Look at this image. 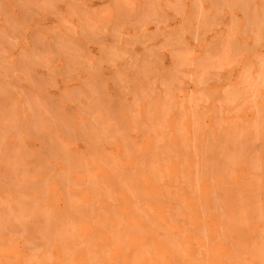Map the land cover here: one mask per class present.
<instances>
[{
	"label": "rangeland",
	"instance_id": "rangeland-1",
	"mask_svg": "<svg viewBox=\"0 0 264 264\" xmlns=\"http://www.w3.org/2000/svg\"><path fill=\"white\" fill-rule=\"evenodd\" d=\"M261 6H264V0H0V160L3 162L5 161V163L0 162V176L3 175V177H0V187L2 186L6 188L5 190L4 188H0V196L3 201L4 199L6 201L9 200L5 203V208L3 204L4 202L2 203V199L0 198L1 207L4 209L3 211L0 207V214L2 212L5 214L6 212L7 215L9 214V209L13 208L15 211L12 209L10 215L14 214L15 216L17 214L15 217L12 215L15 219L20 215V212L25 215V212L16 209L18 208L17 204H15L13 201L14 199H12L13 197L15 198L18 196L20 192H22L21 190H23L21 195L24 193L26 197L23 195V199L20 198L24 203H22V201H19V203V198H17L18 205L22 206L21 204H26L25 201L29 203V200L24 199L28 198L29 195V198H31L30 200L32 201V203L30 202V204H28L30 207L28 208L26 204L27 207L22 206V208H28L26 213H29V210L31 213L32 209L33 211L39 209L35 213H39L40 215L35 216L36 214L32 212L31 214L34 213V215H32L31 218V214H29L30 220L32 221H34L36 217V223L29 221V218L27 220L25 219L27 223L25 220V222L22 221L23 224L20 225H24L25 223L26 227L23 226V229L26 231H22V227L17 225L18 221L21 223L22 214L20 215L21 218L18 217V221H12V223L9 221V218H7L9 222H6V218V220L3 219V222L0 220L1 224L5 222L2 224L3 228H5V224L7 226L6 230H1L2 232L0 234H3L4 237H7L6 234H10V236H12H8L10 239L8 237L4 239L3 235L2 237L0 236V239H3L4 241L6 240L5 242H7L5 243L3 241L1 243H4V246L8 247V249H6V247L3 248L4 246L0 243V255H5V253H7L5 256H11L13 254L12 259H10L11 257H6L5 259L4 255L0 256L2 257L0 258V264H4L5 261L7 263L11 261L9 264H12L17 260L16 258L19 260L21 258L18 264H25V262L28 261L29 256L30 261L27 263L32 264L33 260L31 257L35 259L39 256V252L42 256L41 252L45 250L46 247L47 249L44 251V255L46 253V256H48L51 253L50 251L53 250L52 253H54L52 256L55 258L57 257V250H54V244L61 247L58 248L59 252H64L66 249L70 251L72 249L70 253L73 252L74 255L78 253L76 254L77 259L83 254L84 249L86 251L87 248L91 247L89 244H91L92 247L94 245L92 249H89L90 251H88V249L86 251V253L90 252L92 255H89L92 257L93 254L96 253L95 251L97 249L96 248L94 250V248L100 246L98 244L100 243L99 239L96 236L99 233V229L97 228H105L104 226L107 225L106 228L108 227L109 229V226H111L110 229H113L116 227H124L123 225L129 223L134 224L135 228H141L144 225H148L151 218L150 214L152 212L151 210H148V215L146 214V211L144 212L143 210H147L145 208L146 205L147 208L150 209L149 203L151 197L153 196H151L150 193L144 194L143 190L145 192H149L148 187L149 181L151 180L152 183L154 181V183L156 182L155 185L159 186L161 184V180L168 179L170 177V173L172 171L167 173V170L169 171V169H171V166L173 165L171 162L174 163L173 157L175 161L178 159L175 164L178 162L179 166L181 165L180 171L182 172V170L185 169H182L183 163L190 160L196 162V166H199L197 169L203 168L206 170V168H204L205 164L201 165L202 162L205 161L204 163H206V160L208 162L210 160L211 162L214 158V161H212L214 165L212 162V165L209 164L210 162L208 163L213 168L217 165L216 161L219 158L217 155L218 151H221L222 153L219 154L220 158L222 155L223 158L230 156L229 153H232V151L234 152L235 149L234 155L235 153L237 155L240 153L237 149L243 151L241 152L243 156H245L243 154L244 151H247L245 154L248 152L251 154L256 153L257 156H263V158H259V160L261 159L260 161L258 159L254 160L258 158L254 155L256 158L252 156L250 159H253L254 157L253 161L251 160V162L249 161V164L246 163L244 165L243 163L245 160H242L243 157L240 156L241 158H239V155H236L239 160L243 161V165H241L240 161L236 162V159L238 158H233L235 156L231 154L233 159L230 158L231 156L227 159L230 158L232 162L228 163L226 167V163L222 164L228 171L230 170V166H235L237 168L236 174L230 171L235 174L233 182L229 180L232 179V177H228L229 179L226 178V174L229 175V172L225 173L227 170L224 172L225 174L222 172V176H219L221 172L219 169L216 170L217 166H215L212 170L207 163L206 167L211 168H207L208 173L199 169L200 173H205L206 177H203V174L200 175L199 171L196 172L197 174L194 173L196 176L193 175V177H196L195 179H197V175L199 173L201 176V179L199 178L200 176H198L199 180H207L206 178H211L209 179L211 183H215L220 180V184L222 181L221 179L225 177L226 180L228 179V181H226L223 178L224 182L226 181V183H223L224 185L226 184V188L229 186L232 187V185L236 186L233 189L228 188L229 191L231 189L230 193L232 192L235 194L237 189L241 191H236V193L241 194L242 190L246 189L242 193L243 198H246V195L250 196L249 194H252L251 190L254 186L255 188L258 186L256 192L254 190L255 188L253 189V192L256 193H253L255 196L260 195L261 192L264 193L259 189L261 187L259 186L260 184H262L263 187L261 188L264 189V176H262L261 179V175H264V168H260L261 170H257L255 168L257 164L264 165V110L261 111L263 116L258 110L261 109L259 108L261 104L262 106L264 104V95H261L264 92V66L262 65L264 62V14L260 15L264 11H261ZM257 12L260 17L263 16V18H261L262 22H259L260 19L258 18L259 16L257 15ZM254 14H256L257 17L254 16ZM257 18L259 20H257ZM256 36L258 39L262 38L260 39L261 41L259 40L260 43L257 42L258 39L255 40ZM253 40L258 44L256 45ZM251 43L255 44V48ZM258 62L261 63L259 64ZM253 67L257 69H254ZM261 67H263L262 71ZM245 68L248 69L245 70ZM250 68L251 70L249 72ZM244 70H248V72L245 73ZM255 70L263 73L260 72L261 74H258ZM242 71H244L243 73L248 76V79L244 75L243 80H241L243 76H240ZM245 78L249 80V82L252 81L250 79L253 78V81L255 79L254 85L252 81V86L247 85V83L246 86L245 83H243V81H247ZM256 86L257 88H255ZM253 89L258 90L254 91ZM232 92L235 94L233 95ZM227 93L232 94L231 96L233 98L229 97L230 99L227 100ZM253 97L256 101H254ZM252 98L254 103L256 102V108V104H258L257 113L256 108H254V106L252 108ZM248 100L251 101L249 102ZM247 101L248 104H246ZM246 105L251 106V108H247ZM239 106L241 107L238 108ZM262 109L264 108L262 107ZM258 113H260L261 117H258L260 116ZM255 115H257V117ZM257 121L260 122V125L263 124V128H258V126H256V128L254 127L258 124ZM252 124H254V126ZM229 127L231 130H229ZM110 129L111 132L108 131ZM240 131L241 135H238V132L240 134ZM240 136L241 138H238ZM225 137L229 138L230 140H228L230 142L226 140L224 141L223 139ZM213 138H215V140H213ZM220 140H222L221 143ZM232 140L237 141L232 142ZM196 146L199 147V150H197ZM227 146L229 149L226 150L225 148H228ZM211 149L212 152L210 153H213V155L210 156L212 157L207 155V152ZM193 150L196 151L195 155H193ZM15 151L17 152V155H15ZM174 153H176V156ZM249 153L248 155H251ZM188 155H191V159L188 158ZM194 156H197V159L194 158ZM16 157L18 158L16 159ZM180 157L181 159H179ZM182 157H186L188 159ZM205 157L207 158L206 160ZM248 157H245L246 160ZM223 158L221 161L224 162L225 159L223 160ZM165 159H168L166 161L169 162H164ZM182 159L183 161H181ZM203 159L204 161H202ZM233 160L235 161L233 162ZM7 161L13 163L14 167L19 165L20 167L17 166L18 169L24 171H28L30 169L32 170L34 167L37 168L36 165H39V167H41L40 165H43V168H39L41 173H39V169L38 171L36 170V172L34 169V172H30L32 175L30 173L24 175L23 172L22 177L25 176V178H23L25 179L23 182L21 176L20 178L19 176H15V174L18 173L16 172L17 169H15L16 173H13L14 167L12 169L13 172H11V169H7L11 173H8L7 170L5 173V169L10 166V164L7 166ZM95 163L97 164L94 165ZM218 163L222 162L219 161ZM165 164L167 165L166 167L169 168L166 169ZM253 164H255V166H253ZM13 165L11 164V166ZM147 165L150 167H147ZM222 165L220 167L221 171L224 169ZM95 167L99 168H96V170ZM259 167L260 166H257V168ZM152 168H154V174L151 173L153 172ZM239 168L241 170L243 169V172H245L246 175H243V172ZM253 168L256 169L255 172ZM2 170L4 172H2ZM79 170L81 172H79ZM163 170V173L165 174L162 173ZM186 170H184L185 173L182 174L183 176L188 175V171ZM248 170L249 174L251 173V176L248 175ZM99 171H101L100 174ZM213 171L215 173H217V171L220 172V174H217V179L215 178L216 175L214 176L215 173ZM82 172L84 176L81 175ZM96 172L98 174H95ZM189 172V174L192 175L191 171ZM20 173L21 172L17 175H20ZM103 173H105L108 177L110 176V179ZM66 174L68 175L66 176ZM210 174L213 175V177H211ZM254 174L255 178L260 176L261 180L259 181L257 179L259 181V184L257 185L258 181L255 179L254 183H252V187L251 184L248 187L247 185L249 184H246V181L249 180L248 183H251V179H253ZM46 175H49L48 177L51 178H53V176L55 177L52 180L48 179ZM34 176L38 179H35L36 181L33 180L35 185L41 186L40 184H43L44 187L46 185L45 191L43 190L45 189L43 187V191L40 190V192H38L39 187L35 189L34 185V187L30 185L33 183V181L30 183V180H32L31 178H35ZM42 176H45V178ZM80 176H82V179L79 178ZM154 176H156L155 178L157 180L154 179ZM243 176H246L248 179ZM5 177L9 179L12 178L13 180L18 178V185L21 181L25 183L26 180L30 179L28 181L30 184L26 181V188L23 183L20 185L21 188L16 185L14 188L13 184L16 182L14 181L13 184L11 182L10 186V182L8 183L9 179H6ZM67 177H70L69 180ZM96 177L98 181H96ZM105 177L107 179H105ZM112 177L114 181L111 180ZM141 177L144 179L143 183H145L143 186L142 183L141 185L139 183L140 181H143ZM186 177L187 176H185V178ZM158 178L161 179L159 182H157ZM39 179L41 180V183L37 184L36 182L39 183ZM88 179H94L95 184L93 181L92 186L91 180L89 181ZM103 179L104 181L106 180V184ZM108 179L110 183H108ZM63 180L65 182L66 180L70 181L67 182L68 186L67 184H63ZM145 180L147 182H145ZM115 181H117V183ZM236 181H238V183ZM239 181L243 182L242 185ZM244 181L245 185H243ZM4 182H7V184ZM125 182L127 185L130 184L132 187L129 185L131 187L130 188L126 185L127 189L124 188V185L126 184ZM231 182L233 184H230ZM86 183L88 185H86ZM111 183L112 185L110 186ZM215 184L217 187V183ZM238 184H240V186ZM54 186L56 187L54 188ZM122 186L126 189V192L124 193L125 196L122 195L124 189H121L122 192L120 190V187ZM141 186L143 189L139 190ZM220 186L221 185L217 187L219 190ZM242 186L243 189L241 188ZM84 187H86L88 191L87 189H84ZM92 187H94V190H91ZM99 187L100 190H105L106 192L104 191V193L103 191H99L100 194L96 192ZM110 187H113L114 189L112 188V190L115 191L118 189L122 194L118 193V191L116 192L117 194L115 197V193ZM134 187L137 188V191L133 190ZM247 188H251V193L248 189L249 194H247ZM14 189H17L16 191L19 193H17ZM80 189L83 190L81 191ZM216 189H214V191ZM64 190H68V195H65L66 192H64ZM129 190L133 194L135 191L136 193L132 196ZM258 190H260L259 194H257ZM49 191H51L50 194ZM92 191L95 192L91 193ZM163 191L166 193L164 188ZM214 191L212 188V193L215 194V196H212L213 200L215 197L217 198ZM6 192L11 193L10 195L13 194V196L10 197L9 195L7 199L6 194L9 193ZM43 192L45 194L47 193V195H42ZM216 192L219 193L218 190H216ZM93 194L95 195L93 196ZM136 194L138 195L137 199L135 196ZM21 195L18 197H21ZM32 195H35L33 196L35 198L39 197L37 200L39 202H35L37 198L33 199ZM70 195L71 198L73 195V198L75 199L72 198V201H70L71 199L67 198V200L70 199L69 203L71 202L73 204V202H78L79 204L74 203L72 205L70 203L72 207H69L70 204L67 203V200H65V202L64 199H66V196ZM74 195L77 196L74 197ZM144 195L151 197L147 199ZM254 195L251 196H253L254 199H259L260 196H256L255 198ZM262 195L260 199L257 200H262V202L260 201L259 206L262 204L264 205V196ZM85 196L87 198H85ZM218 196L220 197V195ZM242 196L238 195L235 197L238 199V197ZM40 197L42 199L44 198L45 202L48 199L47 202L43 203L44 200H41ZM48 197L51 198L49 199ZM82 197L85 200V203L83 202L84 200H82ZM106 198H108L107 201ZM126 198H128V201H126ZM129 198L133 199L134 202ZM142 198L147 202L145 203ZM216 198L215 200H217ZM252 198L250 200H252ZM97 199L99 201H97ZM254 199L252 201L253 203H256L257 201L255 200V202ZM40 200L43 202H40ZM80 200H82V206L85 204L86 207L89 206V203H93L95 201L98 205L101 204V208L103 210H97L101 208L100 206L98 207L95 202L93 205H96L97 208L90 205L92 207H88V209H86L88 210L87 212L86 210H80ZM139 200L141 201V204L139 203ZM243 200H245L246 203L247 199H242L241 202ZM105 201L107 204L108 202L110 204H102L103 202L105 203ZM34 202L38 205H34ZM48 202L52 205H49L50 209ZM248 202L249 204L251 203V201ZM65 203H67L68 206ZM126 203L128 204L127 208L131 206L129 210L125 208L127 206ZM142 203L145 205H143V208L145 209L142 208L143 210L141 212L139 209L141 208ZM32 204L36 207L31 206ZM113 204L121 207L116 208ZM59 205L62 207L61 210H59L61 208ZM134 205L139 206L135 208ZM42 206L44 207L40 210ZM107 206H109V208ZM111 206H113V208H110ZM232 206L233 205L230 203L229 207ZM250 206L253 207L252 204ZM51 207L58 210L54 211V208L52 209ZM122 207L126 209L125 210L123 208L125 213L123 210L122 213L120 212ZM254 207H256V205ZM44 208H46V210L48 208V212L50 211L49 218L46 214H44ZM92 208H94L95 211L97 210L94 215H92L94 212ZM114 208H116V210ZM112 209L114 210L115 216L114 213H109ZM136 210L140 211V214H145V216H141L140 214L138 215L139 212ZM12 211L14 212L12 213ZM77 212L80 213L81 218H83V216L87 217H84L82 221L78 218L79 215ZM129 212L133 214L131 215L130 213L129 215ZM96 213L97 215H95ZM119 213L122 216V219L119 218ZM123 213L126 214L128 218H124ZM68 214L71 216V219L74 221L79 220L81 224L77 221L79 223L77 224V227L75 224L76 222H70L71 219L66 217ZM98 214L100 215L98 216ZM26 215L24 217H26ZM64 215L66 219L61 218ZM147 215L150 218L146 217ZM51 216L53 217L52 219L50 218ZM72 216L74 218H72ZM88 216L91 218L89 219ZM111 216H113V219ZM138 216L140 222L136 218ZM4 217L6 216L4 215ZM140 217L143 221H141ZM142 217H145V220H148L145 221ZM57 218L58 220L61 218L65 222L68 220V223L66 222L65 224L64 222L67 229H65L66 227L64 228L63 225V229L65 230L60 231V233H64L65 231V234H69L70 232L73 233L79 230L76 235L80 238L83 233V237L81 239L82 241H85V237L90 233L89 237L87 236L88 239L86 238L85 241L86 243L90 239V243L87 242L89 244H86L85 246V243L81 242L78 238H72L76 237V235L72 236V234H69L72 236H70L72 239L68 236V238H70L69 241V239H67L68 234L65 235L62 233L65 236L64 238L68 241L67 242L64 238L59 240L61 243L63 239L65 240V243L63 242L64 247L65 244H69V247H66L70 248L74 245L73 248H76L75 251L73 248L65 249L63 247V243L60 244L59 241H56V239L58 240V237L63 236L58 232L62 229L61 223L63 224V221L60 220L61 223L58 221L61 225L60 226L57 220L55 221ZM93 218H95L94 221L92 220ZM96 218L100 220V224L101 222H106V224H96L98 222ZM129 218L134 219V222H131L132 220H128ZM46 220H48L49 228ZM108 220H113L111 222L112 224H107L109 222ZM38 222L40 224H38ZM89 222L92 225H88ZM93 222H95L96 226ZM121 222L122 224H125L122 225L120 224ZM41 223L44 225L43 228L47 226L46 228H48V231L46 228H42ZM142 223L144 224L142 225ZM28 225L30 227H28ZM36 225H38V227ZM79 225L85 228L83 229L79 227ZM113 225L116 226L113 227ZM40 227L43 230L42 233H39L41 230ZM54 227H58L59 230L58 228H56L57 230L54 229ZM68 227L70 230L72 228L74 229L70 231ZM133 227L131 225L129 228ZM17 228H19V230H17ZM32 228H34V230H32ZM50 228L51 230L53 228L52 233L49 230ZM86 229L91 230L88 232ZM55 230L60 236L57 235L58 237L56 236V238L53 239L56 235H52L55 233L53 232ZM3 231L5 232L3 233ZM6 231H10L12 234L10 232L6 233ZM18 231L21 232V235ZM92 232L95 233L94 236H92L94 234ZM15 233L20 236H25L26 238H19L20 236L15 235ZM50 233L53 237L50 236ZM41 234L44 237L48 234L53 240V243L49 237L48 240H45V238L44 240L43 238L41 239ZM33 236L34 239H32ZM30 237L32 240H30ZM93 237L96 238L94 242ZM37 239L45 242V244L40 243L44 244V248L41 247L42 245H36L38 242ZM11 240L13 241L11 242ZM49 240L52 243V248H50L51 243L49 242L50 250L48 249L49 244H46ZM23 242H30L29 244L34 242V247L36 249L40 247V250H38L39 252L36 250V253L38 252V256L35 257L36 253L32 251H35V248L32 246L33 244L31 245L32 247H30V245L26 243L30 247L29 250V247L27 249V246L25 245V248L22 247ZM74 242L76 244H74ZM91 242H93V244ZM17 243L19 244L18 247L20 249L18 247L14 248V245L17 246ZM71 243L73 245H71ZM81 244L82 246H80ZM3 250H6V252ZM9 250H13L14 252H11V255H9ZM48 250L49 253L47 252ZM91 250L95 253H92ZM17 251L18 253L20 252L22 256H25L21 257L20 254H16L15 252ZM23 251L26 252V254ZM31 251L33 253H31ZM64 255H67V253ZM89 255L87 258L90 257ZM41 256H39V259L36 260H39L40 264L41 260H43L44 264V259L42 258L43 256ZM52 256L50 254L49 258H52ZM13 257H15L14 261H12ZM40 257L42 259H40ZM84 258L85 255L78 259H81L82 261L79 264L95 263L91 258H88L89 261L85 262L87 259L84 260ZM39 261L37 263L33 262V264H38Z\"/></svg>",
	"mask_w": 264,
	"mask_h": 264
},
{
	"label": "bare ground",
	"instance_id": "bare-ground-1",
	"mask_svg": "<svg viewBox=\"0 0 264 264\" xmlns=\"http://www.w3.org/2000/svg\"><path fill=\"white\" fill-rule=\"evenodd\" d=\"M260 1V0H259ZM260 5V4H259ZM264 7V6H263ZM262 6H261V11L263 12L264 10V8H263ZM246 11V10H245ZM264 14V12L262 13V14H260V15H263ZM257 15L259 16V13L257 12ZM254 16H256V14H254ZM257 17V16H256ZM259 19H260V21L259 22H262L261 21V18H263V16L262 17H258ZM257 18V20H259ZM256 20V21H257ZM263 24V23H262ZM253 38H255V37H253ZM258 38H257V36H256V39L255 40H257ZM260 39H262V38H260ZM260 39H258L257 40V42H259V40ZM254 41V40H253ZM261 41V40H260ZM257 42H255L254 41V43L257 45L258 43ZM254 43H251V44H253L254 45V48H255V44ZM260 43V42H259ZM264 43V42H263ZM257 50V49H256ZM242 52V51H241ZM257 52V51H256ZM259 56V55H258ZM259 63V62H258ZM261 63V62H260ZM259 63V64H260ZM263 66H264V62H263V64H262ZM253 66V65H252ZM260 66V65H259ZM255 67V66H254ZM253 67V68H254ZM249 68V67H248ZM248 68H245V70L246 69H248ZM262 68V69H261ZM260 69H261V71L263 70V67H261ZM254 69H257V68H254ZM244 70V71H245ZM250 70H251V68L249 69V72H250ZM244 71H242V74L240 75V76H242V79L241 80H243V78H244ZM256 72H257V70H255ZM259 71V70H258ZM260 71V72H261ZM246 72H248V70L247 71H245V73ZM255 72V73H256ZM260 72H257L258 74L260 73ZM261 73H263V72H261ZM260 73V74H261ZM245 77L248 79V76H246L245 75ZM245 78V80H247ZM250 78V77H249ZM250 80H252L253 81V78L252 79H250ZM248 81V82H247ZM247 81H243V83H245V85H246V83H247V85H251L252 84V81H250L249 82V80H247ZM254 82H255V79H254V81H253V85H254ZM248 83H250V84H248ZM242 84V83H241ZM243 85V84H242ZM246 85V86H247ZM252 86V85H251ZM250 86V87H251ZM246 88H248V87H246ZM252 88V87H251ZM251 88H250V90H251ZM255 88H257V86L255 87ZM243 89V88H242ZM226 90H228V89H226ZM254 91H257L256 89H253ZM244 91H245V89H244ZM228 92V91H227ZM241 92V91H240ZM262 92V91H261ZM260 92V93H261ZM236 93H237V91H236ZM242 93V92H241ZM240 93V94H241ZM244 93V92H243ZM254 93V92H253ZM228 95H227V100L228 99H230L232 96V94H233V92H232V94H230V93H227ZM235 94V93H234ZM233 94V95H234ZM245 94V93H244ZM239 95V94H238ZM253 95H255V94H253ZM261 95H264V92H263V94H261ZM230 97V98H229ZM258 97V96H257ZM256 97V98H257ZM260 97V96H259ZM233 98V97H232ZM235 98V97H234ZM254 98V97H253ZM253 98H252V101H253ZM261 98H262V96H261ZM250 99V98H249ZM232 100V99H231ZM259 100V99H258ZM171 101V100H170ZM190 101V100H189ZM246 101V100H245ZM249 101V100H248ZM248 101H247V103L246 104H248ZM251 101V100H250ZM249 101V102H250ZM251 101V103H252V108H253V106H254V108H256L255 107V103H254V101H256V99L254 98V101L252 102ZM189 103V102H188ZM253 103H254V105H253ZM262 103V102H261ZM226 104V103H225ZM229 104V103H228ZM250 104V103H249ZM260 104V103H259ZM231 105H232V103H231ZM251 105V104H250ZM247 106V105H246ZM256 106H257V108H258V104H256ZM261 106H262V104H261ZM259 107V108H261V109H258L259 110V112H261L262 110H264V109H262V107L264 108V104H263V106L262 107ZM232 107V106H231ZM241 106H239L238 108H240ZM251 108V106H247V108ZM237 108V109H238ZM257 108H256V113H257ZM231 110V109H230ZM239 110V109H238ZM251 110V109H250ZM129 111V110H128ZM200 111V110H199ZM246 111V110H245ZM131 112V111H130ZM254 112V111H253ZM246 113V112H245ZM259 115H260V113H258ZM257 114V115H258ZM134 115V114H133ZM251 115V114H250ZM257 115H255L256 117H257ZM261 115H262V112H261ZM261 115L260 116H258V117H261ZM264 115V114H263ZM262 115V116H263ZM32 117V116H31ZM30 117V118H31ZM196 117V116H195ZM251 117H253V116H251ZM255 117V118H256ZM193 118V117H192ZM232 118V117H231ZM234 118V117H233ZM254 118V119H255ZM133 119V118H132ZM232 120V119H231ZM263 121H264V118H263ZM235 122V121H234ZM233 122V123H234ZM258 122V121H257ZM256 122V123H257ZM106 123V122H105ZM193 123V122H192ZM260 122H258V124H259ZM39 124V123H38ZM107 124V123H106ZM258 124H256L255 126H254V124H252L255 128H256V126H258V128L259 127H261V128H263V126L262 125H258ZM31 126V125H30ZM232 127V126H231ZM236 127V126H235ZM28 128V127H27ZM225 129V128H224ZM233 129V128H232ZM235 129V128H234ZM102 130V129H101ZM228 130V129H227ZM226 130V131H227ZM229 130H231L230 129V127H229ZM108 131H110L111 132V129L110 130H108ZM225 131V132H226ZM237 131V130H236ZM260 131H261V129H260ZM195 132V131H194ZM224 132V131H223ZM228 132V131H227ZM226 132V133H227ZM262 132V131H261ZM225 133V134H226ZM121 135V134H120ZM197 135V134H196ZM222 135V134H221ZM227 135V134H226ZM232 135H233V133H232ZM238 135H241V131H240V134H239V132H238ZM228 136V135H227ZM243 137H244V135H243ZM245 137H246V135H245ZM263 137V136H262ZM222 138V137H221ZM231 138V137H230ZM238 138H241V136L240 137H238ZM229 138H227V137H225L223 140L225 141H229L228 140ZM213 140H215V138H213ZM245 140V139H244ZM234 140H232V142H233ZM237 141V140H236ZM236 141H234V142H236ZM113 142V141H112ZM214 142V141H213ZM222 142V140H220V143ZM230 142V141H229ZM220 143H218V144H220ZM224 143H226V142H224ZM224 145V144H223ZM240 145H241V143H240ZM117 146V145H116ZM233 146V145H232ZM209 147H210V145H209ZM219 147V146H218ZM228 147V146H227ZM196 148H197V150H199V147H197L196 146ZM196 148H195V150H196ZM204 148H206V147H204ZM212 148V147H211ZM190 149V148H189ZM201 149H202V147H201ZM219 149V148H218ZM226 150L227 149H229V147L228 148H225ZM235 149V148H234ZM195 150H193L194 152H193V155H195L196 154V151ZM206 150H209V149H206ZM232 150V149H231ZM236 150V149H235ZM235 150H234V152H235ZM241 150H243V149H241ZM147 151V150H146ZM190 151V150H189ZM202 151V150H201ZM237 151H239L240 153L238 154L239 155V158H241L240 156H242L243 157V159L242 160H245L244 161V165L246 164V163H250L251 162V160L253 161V159H254V155H256V153L255 154H251V153H249V154H251V155H248V153H246L245 154V152H247V151H244V155L245 156H243L242 155V153L241 152H243V151H240V150H238L237 149ZM162 152V151H161ZM199 152V151H198ZM207 152V151H206ZM205 152V153H206ZM210 152H212V149L210 150V151H208L207 152V155H213V153L211 154ZM217 152V151H216ZM223 152V151H222ZM224 152H225V150H224ZM228 152V151H227ZM231 152V151H230ZM234 152L232 151V153H229V155L231 156V154L233 155V156H235V157H233V158H238V157H236V153H235V155H234ZM146 153V152H145ZM203 153H204V149H203ZM208 153H210V154H208ZM221 153V151L219 152H217V155L219 156V158H220V154ZM238 153V152H237ZM175 154V156H176V153H174ZM181 154V153H180ZM222 154V153H221ZM224 154V153H223ZM227 154V153H226ZM15 155H17V152L15 151ZM179 155V154H178ZM177 155V156H178ZM200 155V154H199ZM237 155V156H238ZM173 156V155H172ZM189 157L188 158H190L191 159V155H188ZM198 156V155H197ZM197 156L195 157L194 156V158H196L197 159ZM202 156H204V155H202ZM209 156H207V157H209ZM227 156V155H226ZM230 156H228V157H230ZM249 156V157H248ZM252 156H254L253 157V159H250V158H252ZM257 156V155H256ZM2 157V156H1ZM26 157V156H25ZM179 157V156H178ZM187 157V156H186ZM186 157H182V158H185V159H188V158H186ZM210 157H212V156H210ZM214 157V156H213ZM228 157H225V158H223V155H222V157L220 158V160H219V158H218V160L216 161V163H217V165H215V166H217L216 167V170H218L219 169V171L221 172V174H220V172L219 171H217V173H215L214 171V176H215V178L217 179V177H218V173L220 174L219 176H222V172L224 173L227 169L225 168L226 166H227V164L228 163H230V162H232V160L230 159V158H232V156L229 158V159H227ZM245 157H248L247 158V160H246V158ZM258 158H256V159H254V160H259V158L261 157V156H257ZM18 157H16V159H17ZM202 158V157H201ZM222 158H223V160L225 159V161L223 162V161H221L222 160ZM232 158V159H233ZM239 158L238 159H236V162H238V161H240L241 162V165H243L242 164V162L243 161H241V160H239ZM261 158H263V156L261 157ZM108 159V158H107ZM177 159V158H176ZM179 159H181V157L179 158ZM185 159H184V161H185ZM189 159V160H190ZM193 159V158H192ZM207 158L205 157V160H206ZM209 159V158H208ZM210 159H212V158H210ZM6 160V159H5ZM166 160H168V159H165V161L164 162H166V163H168L169 161H166ZM170 160V159H169ZM171 160H172V158H171ZM194 160V159H193ZM261 160V159H260ZM259 160V161H260ZM264 160V159H263ZM151 161V160H150ZM173 161H174V163L173 162H171V164H173L172 166H171V169H169V171L167 170V173L168 172H171L170 173V177L168 178V176H167V178L168 179H164V180H161L160 178H158V181L157 182H159V180H161V186L159 185V186H156L155 184H156V182L154 183V181H153V183L151 182V181H149V192L148 191H144L143 190V193L145 194H147V193H150V195L151 196H153V197H151V199H150V203H149V208L150 209H148L147 208V205L145 206L143 203H142V206H141V208L139 209V210H141V212H142V210L143 209H147V210H143L144 212L146 211V214H148L147 212H148V210L150 211L151 210V212H149V213H151L150 214V217L147 215L146 217H149L150 218V220H149V222H148V225H144V226H142L141 228H135V225L134 224H132V223H129V224H125V223H123V224H125V225H123L122 224V222L120 223V224H122L124 227H116V228H113V229H110L111 228V226H109V229H108V227L106 228V226H104L105 228H97V229H99V233H98V235H96L97 237H98V239H99V242L100 243H98V242H96V243H98L99 245H97V246H99V247H95L94 248V250L96 249V253L95 252H93L92 250V253H95V254H93V256L92 257H94V258H92L89 254H91L90 252H87L86 253V251H87V249H88V251H90L89 249H92L93 247H94V245H93V247H92V245L91 244H89L90 242V239H89V241H87V242H89V243H85V241H86V238H87V236L89 237V234H87V236H86V234H85V241H82L81 239H82V237H83V233H82V236H81V233H80V238H78L77 237V235H76V233L79 231H77V232H73V233H69V234H72V236H75L76 235V237H72L71 235H69L68 233V235L67 234H65V231H64V233L63 234H65V235H67V239H69V241H70V238L72 237V238H78L79 240H81V242H84L85 243V246H86V244H89L90 246H88V247H90V248H87L86 249V251H85V249L84 248H82V249H84V252H83V254L80 256L81 258H82V256L83 255H85V258H84V260L85 259H87V260H85V262H87V261H89V259L91 258L92 259V261L94 260V264H264V205L262 204V205H260L259 206V204H260V201L262 202V200H260V201H257V200H259L260 199V197H261V195L262 196H264V193H262L261 192V194L260 195H258V196H260L259 197V199H254V197L253 196H251V195H254V194H256V193H254L253 192V189L255 188V186H254V188L251 190V188H247V192H248V189H249V191L251 190L252 191V194H249V192L247 193V194H249L250 196H248V195H246V193L244 192V194L246 195V198H243V196H242V193H243V191H245L246 189V187L248 186H250V184H251V187H252V183H254V180L256 179H258L259 181L262 179V176H264V175H261V179H260V176H257L256 178H255V174H254V177H253V179H251V183L249 182L248 183V181H246V184H249V185H247L244 189L245 190H242V192H241V194L240 193H236V191L238 192H240L241 190H237L236 189V191H235V194H233L232 192L230 193V191H231V189H233V188H235L236 186H233L232 185V187L231 186H229L228 188H231L230 189V191L228 190V188H226L225 186H226V184L224 185L223 183H226V181H228V179L229 178H231L232 177V179H229V180H231L232 182H233V179H234V175L236 174V172H237V168L234 166H230V170L228 171H226L225 173H228L229 172V175L228 174H226L227 176H226V178H228L227 180L225 179V177H223L226 181L224 182V180H223V178L221 179L222 181H221V184L219 183L220 182V180L218 181V182H215V183H217V185L219 186V185H221L220 186V190H219V188H217L216 187V184L213 182V183H211L210 181H209V179H211V178H206L207 180H199V178L201 179V176L200 175H202L201 173H200V170L202 169V170H204L205 172H207V168H209V167H211L212 168V166H210V165H214V163L212 162V161H214V158L212 159V164H211V162H210V160H209V162L206 160V163L209 165V167H206V163H204L205 161H204V159L202 160V161H204V162H202V164L201 165H203V164H205L204 165V168H206V170L205 169H203V168H199V169H197L198 167L196 166V162L194 161H186V163H183V165H182V169L183 168H185L184 170H186V171H188V175H185V176H187L186 178H185V176H183L182 174L183 173H185L184 172V170H182V172L180 171V166H179V164H178V162H177V164H175L176 163V161H178V159L175 161L174 160V157H173ZM180 161V160H179ZM181 161H183V159L181 160ZM197 161V160H196ZM222 162V163H218V162ZM235 160H233V162H234ZM250 161V162H249ZM0 162H3V161H1L0 160ZM10 161H7V166H9V164H10V166H11V164L13 165V163H9ZM97 162V161H96ZM110 162V161H109ZM235 162V164H237ZM240 162H239V164H240ZM3 163H5V161L3 162ZM180 163V162H179ZM215 163V164H216ZM226 163V165H225V167H224V165H222V164H225ZM17 164V163H16ZM39 164H42V163H39ZM97 163H95L94 165H96ZM150 164H151V162H150ZM170 164V163H169ZM181 164V163H180ZM198 164H199V162H198ZM218 164H219V166H218ZM222 165V167H224V169L221 171V169H220V167H221V165ZM233 164V163H232ZM146 165V164H145ZM240 165V166H241ZM10 166H9V168H6L5 169V173H6V170L7 169H11V172H13L12 171V169H13V167H14V165L13 166H11V168H10ZM18 167H20L19 165H17ZM17 166H15L14 167V172L13 173H16V172H21L20 173V175H17L18 173H16L15 174V176L16 177H18L19 176V178H20V176H21V178L23 179V178H25V176L24 175H26V174H28V173H30L31 171L32 172H34V169H35V172H36V170L38 171V169L39 168H41L43 165H40L41 167H39V165H36V167L37 168H35L34 167V169H30V170H26V171H24V170H20V169H18V167ZM35 166V165H34ZM98 166H99V164H98ZM101 166V165H100ZM167 165L165 164V167H166ZM215 166L212 168V170L215 168ZM237 166H238V164H237ZM239 166V167H240ZM253 166H255V164H253ZM257 166H260L259 168H257ZM257 166H255V168L258 170H261V169H263L264 168V165L262 164H257ZM33 167V166H32ZM91 167V166H90ZM147 167H150L149 165H147ZM201 167H203V166H201ZM229 167V166H228ZM227 167V168H228ZM233 167V168H232ZM245 167H247V166H245ZM43 168V167H42ZM93 168V167H92ZM96 168H99V167H95V169ZM167 168H169V167H166V169ZM211 168H209V169H211ZM241 168V167H240ZM239 168V169H240ZM249 168V167H248ZM250 168H251V166H250ZM261 168V169H260ZM15 169H17V171L15 172ZM101 169V168H100ZM147 169V168H146ZM150 169V168H149ZM156 169V168H155ZM165 169V170H166ZM229 169V168H228ZM252 169V168H251ZM256 169H254L253 168V170H254V172H255V170ZM9 170H7L8 171V173H11V172H9ZM18 170H20V171H18ZM40 170V169H39ZM97 170V169H96ZM99 170V169H98ZM104 170V169H103ZM154 170V168H152V171ZM158 170H159V168H158ZM212 170H211V172H212ZM241 170V169H240ZM245 170H247V169H245ZM106 171V170H105ZM144 171V170H143ZM150 171V170H149ZM160 171V170H159ZM189 171H191V173H192V175H190L189 173ZM197 171H199V173H200V175H199V173H198V175H197V179H195L196 177H193V175H194V173H196ZM203 171V172H204ZM230 171H232L233 173H235V174H233L232 172H230ZM242 172H243V169L241 170ZM2 172H4L3 170H2ZM23 172H24V177H22V174H23ZM79 172H81L80 170H79ZM95 172V171H94ZM98 172V171H97ZM95 173V174H98V173ZM104 172V171H103ZM151 172V171H150ZM164 172V170L162 171V173ZM180 172H181V174H180ZM210 172V171H209ZM263 172H264V170H263ZM39 173H41V170L39 171ZM78 173V172H77ZM93 173V172H92ZM101 173V171H99V174ZM144 173V172H143ZM152 174H154V171L153 172H151ZM187 173V172H186ZM208 173V172H207ZM224 173V174H225ZM230 173H232V174H230ZM241 173V172H240ZM257 173V172H256ZM258 173H259V171H258ZM257 173V174H258ZM31 174V173H30ZM94 174V175H95ZM103 174H105V173H103ZM109 174V173H108ZM117 174V173H116ZM144 174H146V173H144ZM143 174V175H144ZM157 174V173H156ZM155 174V175H156ZM163 174H165V173H163ZM197 174V173H196ZM196 174L194 175V176H196ZM212 174V173H211ZM210 174V175H211ZM223 174V175H224ZM245 174V172H243V175ZM251 174V173H250ZM249 174V170H248V175H250ZM13 175V174H12ZM32 175V174H31ZM34 175V174H33ZM68 174H66V176H67ZM71 175V174H70ZM80 175V174H79ZM81 175L82 176H84L83 175V172L81 173ZM90 175V174H89ZM161 175V174H160ZM167 175H169V174H167ZM180 175H181V178H180ZM204 176L203 177H206V175H205V173L203 174ZM233 175V176H232ZM241 175V174H240ZM246 175V174H245ZM2 177H3V175H1ZM0 176V177H1ZM4 176H6V175H4ZM36 176V175H35ZM34 176V177H35ZM47 176V175H46ZM49 176V175H48ZM47 176V178L48 179H52L53 180V178L55 177V176H53V178H51V177H48ZM64 176V175H63ZM66 176H65V178H66ZM82 176H80L79 178H81ZM93 176V175H92ZM92 176H90V177H92ZM103 176V175H102ZM105 176H107L106 174H105ZM146 176V175H145ZM144 176V177H145ZM149 176V175H148ZM198 176H200L199 178H198ZM237 176V175H236ZM239 176V175H238ZM251 176V175H250ZM249 176V177H250ZM10 177V176H9ZM27 177V176H26ZM30 177H32V176H30ZM29 177V178H30ZM37 177H39V176H37ZM43 178H45V176H42ZM57 177V176H56ZM88 177V176H87ZM108 177V176H107ZM115 177H117V176H115ZM156 176H154V179H156L155 178ZM162 177V176H161ZM164 177H165V175H164ZM207 177H210V176H207ZM211 177H213V175H211ZM243 177H245L246 178V176H243ZM6 178V177H5ZM46 178V179H47ZM65 178L63 177V179L65 180ZM68 178V180H69V178L70 177H67ZM72 178V177H71ZM109 179H110V176L108 177ZM147 178V177H146ZM149 178V177H148ZM151 178V177H150ZM153 178V177H152ZM6 179H9V178H6ZM12 178H10L9 180H11ZM27 179V178H26ZM32 180H30V179H28V180H26L27 182L30 180V183L33 181V180H35L36 179V177L35 178H31ZM62 179V178H61ZM60 179V180H61ZM82 179V178H81ZM86 179V178H85ZM105 179H107L106 177H105ZM109 179H108V181H109ZM141 179H143L142 177H141ZM219 179V178H218ZM246 179H248V178H246ZM5 180V179H4ZM8 180V183L10 182V186H11V182H12V184L14 183V181L16 182V183H14L13 184V187L16 185V186H19V188H21L20 187V185H22V183L24 182V180L25 179H23L20 183H19V185H18V182H17V180H18V178L15 180H11V181H9ZM36 180H38V179H36ZM35 180V181H36ZM52 180H51V182H52ZM63 180V181H64ZM89 181L91 180V185L93 186V181H94V179H88ZM112 181H114L113 180V177H112V179H111ZM157 180V179H156ZM241 180V179H240ZM257 180V181H258ZM3 181V180H2ZM6 181V180H5ZM19 181V180H18ZM26 181H25V183H23V185L25 184V188H26ZM50 181V180H49ZM48 181V182H49ZM70 181H71V179H70ZM70 181H67L66 180V182L64 181L63 182V184L65 185V184H67V186H68V183L67 182H70ZM84 181V180H83ZM96 181H98V179H97V177H96ZM102 181V180H101ZM103 181H104V179H103ZM102 181V182H103ZM106 181V180H105ZM104 181V182H105ZM119 181V180H118ZM135 181V180H134ZM212 181H213V179H212ZM242 181H243V179H242ZM245 181H244V184L243 185H245ZM259 181L257 182V185L259 184ZM263 181H264V179H263ZM50 182V183H51ZM116 183H117V181H115ZM123 182V181H122ZM136 182V181H135ZM144 182V179H143V181H140L139 183H140V185H141V183H142V186L145 184V183H143ZM145 182H147L146 180H145ZM230 182V181H229ZM230 183V184H233V183ZM237 183H238V181H236ZM240 182V181H239ZM256 182V181H255ZM262 182V181H261ZM5 184H7V182H4ZM3 183V184H4ZM29 182H28V184H30ZM37 184H40L41 183V180L39 179V183L38 182H36ZM43 183V182H42ZM49 183V184H50ZM57 183H58V181H57ZM62 183V182H61ZM85 183V182H84ZM96 183H98V182H96ZM108 183H110V181L108 182ZM126 183V182H125ZM130 183V182H129ZM228 183V182H227ZM242 183L243 182H240V184L242 185ZM27 184V185H28ZM48 184V185H49ZM53 184V183H52ZM56 184V183H55ZM94 184H95V181H94ZM105 184H106V182H105ZM131 184H132V182H131ZM213 184H215V185H213ZM235 184V183H234ZM240 184H238L239 186H240ZM264 184V183H263ZM1 185V184H0ZM9 185V184H8ZM31 186H35V189L36 188H38L39 187V190H38V192H40V190L41 191H45L46 190V185H45V187H44V185L43 184H40L41 186H39V185H35V182L33 181V183H31L30 184ZM86 185H88L87 183H86ZM108 185V184H107ZM106 185V186H107ZM112 185V183L110 184V186ZM127 183L124 185L125 187L124 188H126L127 186L128 187H130L129 185H127ZM157 185H158V183H157ZM237 185V186H238ZM7 186V185H6ZM15 186V187H16ZM31 186H29V187H31ZM33 186V187H34ZM76 186H78V185H76ZM95 186V185H94ZM106 186H104V187H106ZM109 186V185H108ZM142 186L140 187V189L139 190H142L143 188H142ZM148 186V185H147ZM216 187V188H214V187ZM224 186V187H223ZM259 186H261L262 187V184H260ZM14 187V188H15ZM43 187L45 188V189H43ZM56 186H54V188H55ZM58 187V186H57ZM60 187V186H59ZM91 187V186H90ZM97 187V186H96ZM114 187H116V186H114ZM132 187V186H131ZM130 187V188H131ZM145 187V186H144ZM257 187L258 186H256V188L254 189L255 190V192H256V189H257ZM259 188L260 190H262L263 192H264V189H262V188ZM1 189L2 188H4V190L6 189L5 187H0ZM11 188V187H10ZM10 188H8V189H10ZM18 188V187H17ZM41 188V189H40ZM51 188H52V186H51ZM61 188V187H60ZM111 188V187H110ZM113 188V187H112ZM112 188H111V190H112ZM123 188V186L122 187H120V190ZM123 188V189H124ZM130 188H128V189H130ZM163 188L166 190V193L163 191ZM212 188H213V191H214V189H216V190H218L219 191V193L218 192H216V190L214 191L215 193H216V196H217V200H215V198H214V200H213V198H212V196H215V194L214 193H212ZM242 189H243V186L241 187ZM240 188V189H241ZM0 189V190H1ZM23 189V188H22ZM43 189V190H42ZM63 189H64V187H63ZM84 189H87L86 187H84ZM94 190V187H92L91 188V190ZM98 189V188H97ZM102 189V188H101ZM114 189V188H113ZM117 189V188H116ZM127 189V188H126ZM126 189H124V192H122V190H121V192L123 193H121L118 189H117V191H115V190H112V191H114V193H115V197H116V192H118V193H120V194H122V195H124L125 196V192H126ZM137 188H133V190H136ZM145 189V188H144ZM15 191L17 190V189H14ZM19 190V189H18ZM48 190V189H47ZM81 190V189H80ZM83 190V189H82ZM81 190V191H82ZM96 190V189H95ZM131 190V189H130ZM129 190V191H130ZM147 190V189H146ZM235 190V189H234ZM233 190V191H234ZM260 190H258L257 192V194H259V192H260ZM7 191V190H6ZM11 191V190H10ZM22 192H23V190H21ZM27 191V190H26ZM57 191V190H56ZM68 191V190H67ZM67 191L66 190H64V192H66L65 193V195H68V193H67ZM72 191V190H71ZM76 191H78V190H76ZM87 191H88V189H87ZM99 191H105V190H100V187H99V189H98V191L96 190V192H98L99 193ZM137 191V190H136ZM136 191H135V193H136ZM221 191V192H220ZM251 191H250V193H251ZM2 192V191H1ZM13 192V191H12ZM17 193H19L18 191H16ZM16 192H14V193H16ZM22 192H20V194L18 195V196H20L21 195V193ZM25 192V191H24ZM35 192H36V190H35ZM34 192V193H35ZM54 192H55V190H54ZM80 192V191H79ZM95 191H92L91 193H94ZM106 192V191H105ZM104 192V193H105ZM109 192V191H108ZM107 192V193H108ZM6 193H9V192H6ZM5 193V194H6ZM28 193V192H27ZM51 193V191H49V194ZM57 193V192H56ZM75 193V192H74ZM129 193V192H128ZM130 193H131V191H130ZM129 193V194H130ZM134 193V194H135ZM138 193H139V191H138ZM254 193V194H253ZM11 193H9V194H6L7 195V199H8V197H9V195H10ZM26 194V193H25ZM36 194V193H35ZM43 194H45L44 192L42 193V195ZM57 194H59V193H57ZM83 194V193H82ZM85 194V193H84ZM88 194V193H87ZM100 194V193H99ZM98 194V195H99ZM127 194V193H126ZM132 194V196L134 195L133 193H131ZM2 195V194H1ZM15 195V194H14ZM23 195H24V193H23ZM21 195V197H18V196H16L15 198L13 197L12 199H14L13 201L15 202V204H17V207L18 208H16V209H19V210H22L23 212H25V215H26V217H24L25 215H23L22 214V212H20L19 214L22 216V218L20 217V215L19 216H17L16 217V219L14 218L15 216H14V214H12V215H10V213H11V210L13 209L12 208V205H11V208L12 209H9V214H7L6 215V212H5V214H3L4 212H2L1 214H0V220H2V222H3V219L4 220H6L7 218H9V221L12 223V221H18L17 219H19V218H21V223H20V221H18V223H17V225H20V224H23L22 223V221H24L25 219L27 220L28 218H29V221H31V222H35L36 221V217H35V220L34 221H32V220H30V217L32 218V215H34V213L36 212V211H38V210H36V209H34V210H36V211H33V209H32V211H31V213L32 212H34L33 214H31L30 213V210L28 211L29 213H26V210H28V208L30 207L28 204H30V202L32 203V201L30 200L31 198H29L30 196L28 195V198H24V199H27V200H29L28 202L29 203H27L25 200V203L27 204V206H28V208L27 209H24V207L22 208V206H26V204H21L22 206H20V205H18V203H17V198H19V200H18V202L20 201H22V203H24L23 202V200H21V199H23V197L25 196L26 197V195ZM31 195V194H30ZM39 195V194H38ZM41 195V194H40ZM45 195H47V193L45 194ZM45 195H44V197H45ZM95 194H93V196H94ZM98 195H96L97 197H99ZM108 196H110L109 194H107ZM106 195V196H107ZM119 195V194H118ZM143 195V194H142ZM218 195H220V197L218 196ZM242 196V197H238V199H237V197H235V196ZM11 196H13V194L12 195H10V197ZM33 196H35V195H32V197ZM37 196V195H36ZM60 196V195H59ZM77 196V195H76ZM75 195H74V197H76ZM80 196V195H79ZM90 196V195H89ZM88 196V197H89ZM136 196V199L138 198L137 196V194L135 195ZM141 196V195H140ZM145 196V198L147 197V195H144ZM148 196H149V194H148ZM255 196V195H254ZM257 196V195H256ZM256 196H255V198H256ZM257 196V197H258ZM42 197V196H41ZM40 197V198H41ZM64 197V196H63ZM111 197V196H110ZM126 197H127V195H126ZM129 197V196H128ZM150 197H147V199L148 198H150ZM155 197V198H154ZM219 197V198H218ZM234 197V198H233ZM248 197V198H247ZM253 197V198H252ZM0 198H1V196H0ZM4 198V197H3ZM21 198V199H20ZM35 197H33V199H34ZM37 198V199H36ZM35 199H36V201L35 202H39V201H37L38 199H39V197H36ZM46 198V197H45ZM49 198V197H48ZM51 198V197H50ZM49 198V199H50ZM55 198V197H54ZM67 198H70L69 200L70 201H72V198H73V195H72V198H71V195L70 196H66V199H64V201L65 200H67ZM80 198V197H79ZM85 198H87L86 196H85ZM90 198V197H89ZM88 198V199H89ZM133 198V197H132ZM153 198V199H152ZM236 198V199H235ZM252 198V200L254 199V201L256 200L257 202H259V203H257L256 201V203H253V201L252 200H250ZM2 199V198H1ZM73 199H75V198H73ZM78 199V198H77ZM93 199V198H92ZM92 199H91V201H92ZM95 199H96V197H95ZM107 199L108 198H106V201H107ZM116 199H118V198H116ZM123 199V198H122ZM128 198H126V201H128L127 200ZM130 199V198H129ZM143 199V198H142ZM242 199H249L248 201H251V203L249 204V202L246 200V203H245V200H243L242 202H241V200ZM16 200V201H15ZM41 200H44V202L43 201H41ZM41 200H40V202H43V203H46L47 202V200H46V202H45V199L43 198H41ZM61 200V199H60ZM69 200H67V203H69ZM82 200H84L83 199V197H82ZM82 200H80L79 202H80V205H79V207H81L80 208V210H86V209H88V207L90 208V207H92V206H90V205H93V203L95 202H93V203H89V206H85V204H84V206H82ZM101 200H104V199H101ZM100 200V201H101ZM130 200H132L133 201V199H130ZM140 200H141V197H140ZM139 200V203L141 204V201ZM144 200V199H143ZM142 200V201H143ZM7 201H9V200H7ZM5 199H4V201H3V199H2V203L4 204V206H5V203L7 202ZM10 201H12V200H10ZM12 201V202H13ZM57 201V200H56ZM74 201V200H73ZM90 201V200H89ZM97 201H99L98 199H97ZM106 201H105V203L103 202L102 204H107L106 203ZM111 201V200H110ZM118 201V200H117ZM145 201V200H144ZM229 201V202H228ZM19 202V203H20ZM34 202V205H38V204H36ZM62 202V201H61ZM66 202V201H65ZM84 203H85V200L83 201ZM102 202V201H101ZM119 202V201H118ZM130 202V201H129ZM134 202V201H133ZM147 201H145V203H146ZM149 202V201H148ZM263 202H264V200H263ZM43 203H40V204H43ZM51 203V202H50ZM56 203V202H55ZM59 203H60V201H59ZM67 203H65L66 205H67ZM71 203V202H70ZM69 203V204H70ZM75 202H73V204H74ZM78 203V202H77ZM77 203H75V204H77ZM96 203V205H98L97 204V202H95ZM112 203H113V201H112ZM232 204L233 206L232 207H229V204ZM248 203V204H247ZM10 204V203H9ZM40 204H39V206H40ZM54 204V203H53ZM72 204V203H71ZM71 204L69 205V207H72L71 206ZM72 204V205H73ZM79 204V203H78ZM86 204H87V202H86ZM108 204H110L109 202H108ZM107 204V205H108ZM119 204V203H118ZM123 204H124V202H123ZM127 204V203H126ZM253 205V207L252 206H250V205ZM256 205V207H254L255 205ZM258 204V205H257ZM33 204L31 205V206H34ZM45 205V204H44ZM50 204H49V202H48V206H49ZM63 205H64V202H63ZM94 206V207H96L97 208V206ZM113 205H115V204H113ZM145 206V208H143L144 206ZM248 205V206H247ZM3 206V205H2ZM16 206V205H15ZM26 206V207H27ZM50 206H52V205H50ZM50 206H49V209H50ZM68 206V205H67ZM78 206V205H77ZM100 206V208H101V204H99L98 205V207ZM110 206V205H109ZM109 206H107L108 208H109ZM116 206V205H115ZM114 206V207H115ZM126 206V205H125ZM137 206H139V205H137ZM136 205H134V207L136 208L137 207ZM231 206V205H230ZM243 206V207H242ZM0 207H1V203H0ZM8 207V206H7ZM22 209H21V208ZM25 207V208H26ZM34 207H36V206H34ZM38 207V206H37ZM43 207L44 206H42L41 208H40V210L41 209H43ZM45 207H47V206H45ZM57 207V206H56ZM59 207H61L60 205H59ZM82 207H83V209H82ZM86 207V208H85ZM104 207V206H103ZM120 208L121 206H116V208ZM128 207V204H127V206L125 207L127 210H129V208L131 207H129V208H127ZM2 208V207H1ZM5 208H6V206H5ZM10 208V207H9ZM52 208V207H51ZM54 208V207H53ZM52 208V209H53ZM58 208V207H57ZM66 208V207H65ZM64 208V209H65ZM76 208V207H75ZM78 208V207H77ZM105 208H106V206H105ZM110 208H113V206H111ZM116 208H114L115 210H116ZM123 208L124 207H122V209H120L121 211V213L124 211L123 210ZM124 208V209H125ZM143 208V209H142ZM52 209H51V211H52ZM62 209V207L59 209V210H61ZM93 210H94V208H92ZM125 209V210H126ZM2 210L4 211V209L2 208ZM14 210V209H13ZM18 210V211H19ZM57 211L58 209H55L54 208V211ZM91 210V209H90ZM89 210V211H90ZM92 210V211H93ZM97 210H103L102 208L101 209H97ZM96 210V211H97ZM106 210H108V209H106ZM123 210V211H122ZM15 211V210H14ZM14 211H12V213L14 212ZM17 211V212H18ZM47 211V212H46ZM88 210H86V212H87ZM95 210H94V212H93V214L92 215H94V213L96 212ZM110 211V210H109ZM113 211V212H112ZM112 211H110L109 213H114V210L112 209ZM137 211V210H136ZM135 211V212H136ZM8 212V211H7ZM44 214H46V216H48V218H49V213H50V211L48 212V208H47V210H46V208H44ZM46 212V213H45ZM53 212V211H52ZM75 212V211H74ZM91 212V211H90ZM103 212V211H102ZM105 212H107V211H105ZM133 212V211H132ZM137 212H139L138 213V215L141 213L140 211H137ZM47 213H48V215H47ZM72 213H73V211H72ZM78 213V212H77ZM76 213V214H77ZM98 213V212H97ZM97 213L95 214V215H97ZM108 213V214H109ZM124 213H125V211H124ZM123 213V214H124ZM127 213V212H126ZM130 213L131 212H129V215H130ZM29 214H31V216L29 217ZM36 215L35 216H37V215H39V213L37 214V213H35ZM55 214H56V212H55ZM70 214H71V212H70ZM104 214H106V213H104ZM133 213H131V215H132ZM4 215L6 216V217H4ZM10 215V216H9ZM51 215V214H50ZM54 215V214H53ZM73 215V214H72ZM78 218L79 219H83L85 216H83V218H81V215H80V213H78ZM100 214H98V216H99ZM107 215V214H106ZM105 215V216H106ZM141 216L142 215H144L145 216V214H140ZM8 216V217H7ZM40 216V215H39ZM56 216H58V215H56ZM98 216H96V217H98ZM104 216V217H105ZM109 216V215H108ZM114 216H115V213H114ZM119 218H121L122 219V216L120 215V213H119ZM124 216V218H126L127 216H126V214H124L123 215ZM135 216V215H134ZM134 216H133V218H134ZM19 217V218H18ZM34 217V216H33ZM66 217H71L69 214H68V216H66ZM87 217V216H86ZM85 217V218H86ZM89 217V216H88ZM95 217V216H94ZM113 216H111V218H112ZM118 217V216H117ZM130 217V216H129ZM6 218V219H5ZM12 220H11V219ZM44 218V217H43ZM45 218H47V217H45ZM51 219L53 218L52 216L50 217ZM61 218H65V215L64 216H62ZM61 218H59L60 220H62ZM72 218H74L73 216H72ZM76 218V217H75ZM91 217H89V219H90ZM107 218V217H106ZM106 218H105V220H106ZM110 218V217H109ZM128 218V217H127ZM131 218H132V216H131ZM137 219L139 218V216L138 217H136ZM142 218H144V220H145V217H142ZM66 219V218H65ZM68 219V218H67ZM71 219V218H70ZM69 219V220H70ZM88 219V218H87ZM101 219V218H100ZM113 219V218H112ZM135 219V218H134ZM134 219H128V220H132L131 222H134L133 220ZM140 219H141V217H140ZM147 219V218H146ZM25 220V221H26ZM38 220V219H37ZM39 220H40V218H39ZM49 220V219H48ZM48 220H46L47 221V226L49 225L48 224ZM57 220V222L58 221H60V220H58V218L57 219H55V221ZM76 220V219H75ZM93 221L95 220V218H93L92 219ZM96 220L98 221L96 224H100L99 223V219H97L96 218ZM148 220V219H147ZM147 220H145V221H147ZM8 221V219L6 220V222ZM8 221V222H9ZM24 221V222H25ZM41 221V220H40ZM43 221V220H42ZM54 221V220H53ZM54 221V222H55ZM63 221V220H62ZM73 221V222H72ZM78 222H79V220H77ZM77 221H74L73 219H71V221L70 222H72V223H75L76 224V226H77V224H79ZM83 221V220H82ZM90 221V220H89ZM109 221V220H108ZM113 220H110L107 224H112L111 222H112ZM137 221V220H136ZM138 221H139V219H138ZM141 221H143L142 219H141ZM50 222H51V220H50ZM49 222V223H50ZM64 222L65 221H63V224L61 223V221H60V223H61V225H62V229L61 230H59V228L58 227H56V228H58V232L60 233V231H62V230H65V229H67V226H65L64 225ZM67 223H68V220L66 221ZM66 222H65V224H66ZM69 222V223H70ZM124 222V221H123ZM126 222H129V221H126ZM140 222V221H139ZM139 222H138V224H139ZM5 223V222H4ZM4 223H2V224H4ZM26 223H27V221H26ZM36 223V222H35ZM42 223H44V222H42ZM41 223V226H42V228H43V224ZM53 223V222H52ZM85 223V222H84ZM102 223H105L106 224V222H101V224ZM115 223V222H114ZM113 223V224H114ZM118 223V222H117ZM137 223V222H136ZM2 224H1V221H0V233L2 232L1 230H3V229H5L6 230V224L4 225L5 226V228H3L2 227ZM9 224V223H8ZM34 224V223H33ZM38 224H40L39 222H38ZM58 224H59V222H58ZM75 224H74V226H75ZM81 224V223H80ZM86 224H88V223H86ZM91 223L89 222V224L88 225H90ZM93 224H95V222H93ZM96 224H95V226H96ZM100 224V225H101ZM138 224H137V226H138ZM144 223H142V225H143ZM147 224V223H146ZM10 225H12V224H10ZM51 225V224H50ZM57 225V224H56ZM60 225V224H59ZM60 225V226H61ZM63 225H64V228L65 229H63ZM69 225H71V224H69ZM68 225V226H69ZM92 225V224H91ZM104 225V224H103ZM127 225H129V226H127ZM131 225H132V227H133V225H134V227L133 228H129V227H131ZM16 226V225H15ZM26 227L25 226V223H24V225H20V227H22V231H26L25 229H23L24 227ZM31 226H32V224H31ZM37 227H38V225H36ZM35 226V227H36ZM47 226H45L43 229H45ZM72 226H73V224H72ZM71 226V227H72ZM75 226V227H76ZM94 226V227H95ZM97 226H99V225H97ZM116 226V225H115ZM114 225H113V227H115ZM118 226V225H117ZM140 226H141V224H140ZM28 227H30L29 225H28ZM33 227V226H32ZM34 227V228H35ZM37 227H36V229H37ZM53 227V226H52ZM78 227V226H77ZM79 227H81L80 225H79ZM13 228V227H12ZM34 228H32V230H34ZM42 228L40 227V231H39V233L41 232L42 233ZM48 228H49V226H48ZM48 228H46V230L48 229ZM55 227H54V229H56ZM81 228H83V227H81ZM80 228V229H81ZM85 228V227H84ZM83 228V229H84ZM91 228H93V227H91ZM30 229V228H29ZM39 229V228H38ZM68 229H69V227H68ZM72 229H74V228H72ZM71 229V230H72ZM76 229H79V228H76ZM75 229V230H76ZM17 230H19V228H17ZM20 230V231H21ZM31 230V231H32ZM50 230V232L52 233V230H53V228H52V230H51V228L49 229ZM57 230V229H56ZM56 230L55 231H53V232H55V233H53L52 235L54 236V234H56L55 235V237H53L52 235H51V233H50V236L51 237H53V239L54 238H56V236L57 235H59V233L58 232H56ZM70 230V229H69ZM70 230V231H71ZM74 230V231H75ZM87 230V229H86ZM91 229H89V230H87L88 232L90 231ZM95 230H96V228H95ZM12 231H13V229H12ZM20 231H18L19 232V234L22 232H20ZM48 231V230H47ZM68 231V230H67ZM84 231V230H83ZM86 231V232H87ZM5 231H3V233H4ZM10 232V231H9ZM9 232H7L6 231V233H9ZM35 232V231H34ZM38 232V231H37ZM81 232V231H80ZM85 232V231H84ZM11 233V232H10ZM17 233V232H16ZM15 233V235H18V236H20L19 234H16ZM22 233H24V232H22ZM62 233H60V234H62ZM92 233H94V232H92ZM12 234V233H11ZM34 234V233H33ZM62 234V235H63ZM74 234V235H73ZM3 235V234H2ZM2 235L0 234V236L2 237ZM7 235V237L8 236H10V234H6ZM5 235V236H6ZM31 235V234H30ZM44 235H46V234H44ZM79 235V234H78ZM95 235V233L92 235V236H94ZM35 236V235H34ZM34 236L32 237V239H34ZM37 236V235H36ZM60 236V235H59ZM68 236L70 237V238H68ZM91 236V235H90ZM95 236V237H96ZM0 237V238H1ZM3 237H4V235H3ZM7 237H4V239L5 238H7ZM10 237H12V236H10ZM15 237H17V236H15ZM21 237H24V238H26L25 236H20L19 238H21ZM29 237V236H28ZM39 237V236H38ZM48 237H49V235L47 234L45 237L44 236H42V234H41V239L43 238V240H44V238H45V240H48ZM51 237H49L50 238V240H51V242L53 241L52 239H51ZM58 237V236H57ZM65 236L63 235L62 237L60 236V237H58V240L56 239V241L58 242L61 238H64ZM9 238V237H8ZM24 238H23V241H24ZM71 238V239H72ZM90 238H92V237H90ZM10 239V238H9ZM14 239H16V238H14ZM18 239V238H17ZM31 239V237H30V240H32ZM36 239V238H35ZM40 239V238H39ZM64 239H66V238H64ZM63 239V241H62V243L64 242L65 243V240ZM67 239H66V241H67ZM88 239V238H87ZM97 239V240H98ZM22 240V239H21ZM50 240L49 241H47L46 242V244L48 245V249H49V246H50ZM94 240H96V238H94L93 237V242H94ZM4 240L3 239H0V243L1 242H3ZM6 241V240H5ZM4 241V242H5ZM13 240H11V242H12ZM25 241H26V239H25ZM28 241H29V238H28ZM37 241L39 242V244H38V242H37V244H36V242H35V244L37 245V246H41V247H43L44 248V244H45V242H42V241H39L38 239H37ZM9 242H10V240H9ZM8 242V243H9ZM18 242V241H17ZM21 242V241H20ZM34 242L32 243L31 242V244H29L30 242H23V246L22 247H24V245L25 246H27L26 248L28 249V245L27 244H29L30 245V247H32L33 246V248H35L34 246H35V244H34ZM50 242V243H49ZM68 242V241H67ZM72 242V241H71ZM80 242V241H79ZM78 242V243H79ZM93 242H91L92 244H93ZM5 243H7V242H5ZM16 243V242H15ZM27 243V244H26ZM40 243H44V244H40ZM53 243V242H52ZM52 243H51V247L50 248H52ZM59 243L60 244H62L60 241H59ZM64 243H63V247H64ZM76 243H77V241H76ZM75 242H74V244H76ZM96 243H95V246H96ZM3 246L5 245L4 243H1ZM1 244H0V246H1ZM33 244V245H32ZM80 244V243H79ZM18 243H17V246H15L14 245V248H16V247H18ZM20 245H22V244H20ZM32 245V246H31ZM69 245V244H68ZM68 245H66L65 244V249L66 248H68L69 246ZM71 245H73L72 243H71ZM70 245V246H71ZM8 246V245H7ZM10 246V245H9ZM36 246V247H37ZM66 246H68V247H66ZM79 246V245H78ZM80 246H82V244L80 245ZM6 246H4L3 248H5ZM21 247V246H20ZM30 247H29V250H30ZM46 247V246H45ZM74 247V245L72 246V247H70V248H68V249H71V248H73ZM13 248V249H14ZM19 248V247H18ZM25 248V247H24ZM33 248H31V249H33ZM42 248V249H43ZM58 248H61V247H58V245L57 244H54V250L56 249L57 250V257H55V258H53V253H52V251H50L51 253V256H52V258H49V255L48 256H46V253H45V255H44V251H46V249H47V247H46V249L45 250H43L42 252H41V254H42V256L40 255V252L38 251V250H40V247L39 248H35V251L34 250H32L34 253H36V250L39 252H37L38 253V255L39 256H41L43 259H44V264H72V263H74V264H79L80 262H82L81 261V259L80 260H78L77 258H76V254H78V253H76L75 255L73 254V252H71L70 253V251H72V249L69 251V250H65L64 252L62 251V249H61V251L62 252H59V250H58ZM6 249H8V247H6ZM10 249V248H9ZM20 249V248H19ZM41 249V250H42ZM74 249V248H73ZM80 249V248H79ZM24 250V249H23ZM50 250V249H49ZM49 250L47 251L48 253H49ZM76 250V248L74 249V251ZM4 252H6V250H3ZM20 251V250H19ZM31 251V253H33ZM68 251V252H67ZM79 251V250H78ZM80 251H82V250H80ZM1 252H2V250H1ZM11 252L13 253L14 251L13 250H9V255H11ZM20 252H22V251H20ZM20 252L18 253V251L17 252H15L16 254L18 253V254H20ZM24 252V251H23ZM14 253V254H15ZM25 254H26V252H24ZM27 253H29V252H27ZM37 253L35 254V257L36 256H38L37 255ZM67 253V255H64V254H66ZM75 253V252H74ZM7 253H5V255H6ZM15 254V255H16ZM80 254V253H79ZM2 255H4V254H2ZM2 255H0V256H2ZM4 255V256H5ZM13 255V254H12ZM12 255L11 256H5V259H6V257H11L10 259H12ZM21 255V254H20ZM90 256V257H88L87 258V256ZM92 255V254H91ZM25 256V255H24ZM24 256H22L21 255V257H24ZM33 256H34V254H33ZM39 256L38 257H36L35 259L33 258V257H31V259L33 260L32 261V264H33V262H35V263H37L39 260H36V259H39ZM15 257H17V256H15ZM15 257H13V260L12 261H14V258ZM20 257V256H19ZM27 257V256H26ZM25 257V258H26ZM30 257V256H29ZM29 257H28V261L27 262H29L30 260H29ZM40 257V259H42ZM0 258H2V257H0ZM4 259V260H5ZM17 260H19L18 258H16ZM9 260V259H8ZM16 260V261H17ZM20 260H21V258H20ZM20 260L19 261H17V263L16 264H18L19 262H20ZM35 260V261H34ZM83 260V259H82ZM16 261H14L13 263L15 264V262ZM0 262H1V260H0ZM3 262V261H2ZM25 262V261H24ZM27 262H25V264L27 263ZM4 263V262H3ZM5 263L6 264H9V263H11V261L9 262V263H7L6 261H5ZM4 263V264H5ZM12 263V264H13ZM2 264V263H1ZM27 264H31V263H27ZM38 264H40V261H39V263ZM41 264H43V260H41ZM88 264V263H87Z\"/></svg>",
	"mask_w": 264,
	"mask_h": 264
}]
</instances>
